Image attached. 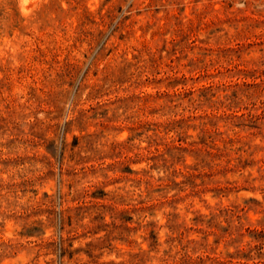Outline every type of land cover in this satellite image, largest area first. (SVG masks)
<instances>
[{
	"label": "rangeland",
	"instance_id": "obj_1",
	"mask_svg": "<svg viewBox=\"0 0 264 264\" xmlns=\"http://www.w3.org/2000/svg\"><path fill=\"white\" fill-rule=\"evenodd\" d=\"M0 264H264V0H0Z\"/></svg>",
	"mask_w": 264,
	"mask_h": 264
},
{
	"label": "bare ground",
	"instance_id": "obj_2",
	"mask_svg": "<svg viewBox=\"0 0 264 264\" xmlns=\"http://www.w3.org/2000/svg\"><path fill=\"white\" fill-rule=\"evenodd\" d=\"M26 2H27V1H26ZM28 2H29V1H28ZM28 2H27V5H28V7H29L30 5H29V3H28ZM32 2H33V1H32ZM32 2H31V3H32ZM25 4H26V3H25ZM26 8H27V7H26Z\"/></svg>",
	"mask_w": 264,
	"mask_h": 264
}]
</instances>
